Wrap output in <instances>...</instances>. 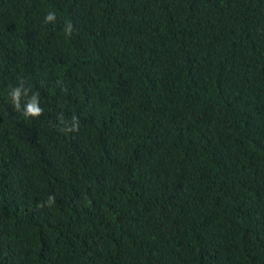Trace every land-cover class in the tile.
I'll return each instance as SVG.
<instances>
[{
    "label": "trees",
    "instance_id": "obj_1",
    "mask_svg": "<svg viewBox=\"0 0 264 264\" xmlns=\"http://www.w3.org/2000/svg\"><path fill=\"white\" fill-rule=\"evenodd\" d=\"M0 264H264V0H0Z\"/></svg>",
    "mask_w": 264,
    "mask_h": 264
},
{
    "label": "clouds",
    "instance_id": "obj_2",
    "mask_svg": "<svg viewBox=\"0 0 264 264\" xmlns=\"http://www.w3.org/2000/svg\"><path fill=\"white\" fill-rule=\"evenodd\" d=\"M56 20V14L55 12H48L45 17H44V22L45 23H50L54 22ZM71 24L69 23L67 26L66 31L70 33L71 31ZM25 96L28 95V89H25L22 84L16 86L15 88L12 89L10 96L12 99V102L15 106V108L19 111L20 110V97L21 93ZM38 96L36 94H33L27 102L24 105L23 108V115L26 117H32V118H37L43 114V108L40 107V105L37 103ZM78 129V121L77 124L74 125L72 128H67L65 131H75ZM54 199V197H49V202H51Z\"/></svg>",
    "mask_w": 264,
    "mask_h": 264
}]
</instances>
